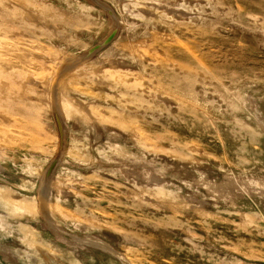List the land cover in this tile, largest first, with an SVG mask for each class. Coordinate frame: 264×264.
Listing matches in <instances>:
<instances>
[{
    "label": "rangeland",
    "instance_id": "obj_1",
    "mask_svg": "<svg viewBox=\"0 0 264 264\" xmlns=\"http://www.w3.org/2000/svg\"><path fill=\"white\" fill-rule=\"evenodd\" d=\"M0 264H264V0H0Z\"/></svg>",
    "mask_w": 264,
    "mask_h": 264
},
{
    "label": "bare ground",
    "instance_id": "obj_2",
    "mask_svg": "<svg viewBox=\"0 0 264 264\" xmlns=\"http://www.w3.org/2000/svg\"><path fill=\"white\" fill-rule=\"evenodd\" d=\"M46 184H47V183H46ZM42 190H43V189H42ZM48 219H49V218H48ZM50 223H51V222H50ZM50 223H49V224H50ZM51 227H52V226H51ZM54 227H55V226H54Z\"/></svg>",
    "mask_w": 264,
    "mask_h": 264
}]
</instances>
